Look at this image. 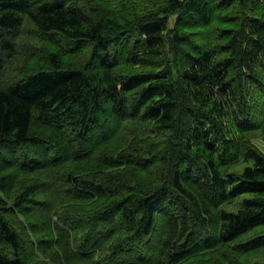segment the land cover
Here are the masks:
<instances>
[{"label":"trees","instance_id":"trees-1","mask_svg":"<svg viewBox=\"0 0 264 264\" xmlns=\"http://www.w3.org/2000/svg\"><path fill=\"white\" fill-rule=\"evenodd\" d=\"M35 1L0 0V264H264V0Z\"/></svg>","mask_w":264,"mask_h":264},{"label":"clouds","instance_id":"clouds-1","mask_svg":"<svg viewBox=\"0 0 264 264\" xmlns=\"http://www.w3.org/2000/svg\"><path fill=\"white\" fill-rule=\"evenodd\" d=\"M264 119V118H262ZM227 123L231 124V116L227 118ZM170 159L167 163H161L157 161L156 163H153L149 171L152 173L153 177H158L159 179L156 181L157 184H163L170 174L171 166L175 161V156L173 154H169ZM127 167L125 169H121V171H126ZM132 171H138V169L133 168ZM150 194V191H149Z\"/></svg>","mask_w":264,"mask_h":264},{"label":"rangeland","instance_id":"rangeland-1","mask_svg":"<svg viewBox=\"0 0 264 264\" xmlns=\"http://www.w3.org/2000/svg\"><path fill=\"white\" fill-rule=\"evenodd\" d=\"M65 1H68V0H39V1H35L33 2V5L36 6V7H51V6H54L56 4H60V3H63ZM66 4V3H65ZM255 142L257 145H259L262 150L264 151V140L263 139H255ZM230 210L232 209L229 208Z\"/></svg>","mask_w":264,"mask_h":264}]
</instances>
